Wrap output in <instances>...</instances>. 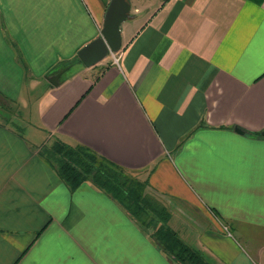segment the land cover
Wrapping results in <instances>:
<instances>
[{
	"label": "crops",
	"instance_id": "1",
	"mask_svg": "<svg viewBox=\"0 0 264 264\" xmlns=\"http://www.w3.org/2000/svg\"><path fill=\"white\" fill-rule=\"evenodd\" d=\"M119 1L118 64L79 59L53 84L110 0H0V98L17 110L0 107V264H179L103 191L66 186L38 155L56 139L146 180L209 264H264V135L249 133L264 130V0ZM216 213L260 229L256 255L217 237Z\"/></svg>",
	"mask_w": 264,
	"mask_h": 264
},
{
	"label": "trees",
	"instance_id": "2",
	"mask_svg": "<svg viewBox=\"0 0 264 264\" xmlns=\"http://www.w3.org/2000/svg\"><path fill=\"white\" fill-rule=\"evenodd\" d=\"M79 61L78 57L69 64ZM262 131L249 132L262 136ZM38 155L73 190L85 182L110 196L128 216L172 260L179 264H209L203 254L182 240L169 224L170 212L147 191L146 180H140L116 163L97 154L83 144L70 145L56 139L43 145Z\"/></svg>",
	"mask_w": 264,
	"mask_h": 264
},
{
	"label": "water",
	"instance_id": "3",
	"mask_svg": "<svg viewBox=\"0 0 264 264\" xmlns=\"http://www.w3.org/2000/svg\"><path fill=\"white\" fill-rule=\"evenodd\" d=\"M119 7V12L116 8ZM128 9L127 4H123L119 0H110L105 13L104 24L101 30L102 36L93 40L89 44L82 47L78 52V59H80L86 65H91L101 58H103L108 52H117L120 48V34L119 24L125 17V13ZM61 73H57L50 78V82L58 84V78ZM236 131L242 132L239 128H235ZM264 134V130L261 132Z\"/></svg>",
	"mask_w": 264,
	"mask_h": 264
},
{
	"label": "rangeland",
	"instance_id": "4",
	"mask_svg": "<svg viewBox=\"0 0 264 264\" xmlns=\"http://www.w3.org/2000/svg\"><path fill=\"white\" fill-rule=\"evenodd\" d=\"M70 64L65 63V64H60L58 66L59 71L57 73H61L66 67H68ZM81 67V63L79 62H74V65L70 68V71H73L75 69H78ZM55 75V74H53ZM52 75V76H53ZM0 107L5 108L7 111V114L5 117H3L4 120L12 119L13 116L16 115V106L7 104L5 103L2 98H0ZM12 124H15L14 121H12ZM41 148V147H40ZM216 219L220 223V233L216 234L217 237L224 241L227 242L229 246H235L237 250L241 254H248L251 258L256 255L255 254V249H257V245H260L261 242V237L259 236H254V233L257 234V232H260V229L255 228L253 226H248L246 227L245 225L243 226H236L232 222L230 223L228 220L225 218H222L219 216V214H215ZM225 226V227H224ZM183 232L186 231H191L192 229L189 227L184 228L182 230ZM217 232V230H216ZM189 239V238H188ZM232 242V244H231ZM190 246H194L189 242Z\"/></svg>",
	"mask_w": 264,
	"mask_h": 264
},
{
	"label": "built area",
	"instance_id": "5",
	"mask_svg": "<svg viewBox=\"0 0 264 264\" xmlns=\"http://www.w3.org/2000/svg\"><path fill=\"white\" fill-rule=\"evenodd\" d=\"M109 54L111 56L112 61L114 63L118 64L119 58H120V53L118 51L117 52L110 51Z\"/></svg>",
	"mask_w": 264,
	"mask_h": 264
}]
</instances>
